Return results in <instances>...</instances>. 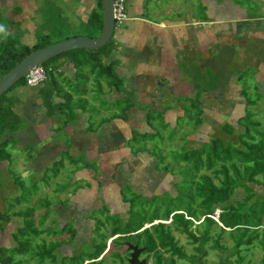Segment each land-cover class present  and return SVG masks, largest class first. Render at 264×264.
Masks as SVG:
<instances>
[{
  "label": "trees",
  "instance_id": "16d2710c",
  "mask_svg": "<svg viewBox=\"0 0 264 264\" xmlns=\"http://www.w3.org/2000/svg\"><path fill=\"white\" fill-rule=\"evenodd\" d=\"M247 1L236 0L235 3L241 7L242 2L246 3ZM235 8L239 10L236 6ZM258 18L256 20H259ZM86 21V25L93 29V33L85 36L97 37L101 29L100 0H94V8L89 12ZM48 44H51L48 40L38 37L33 45L27 46L17 42L10 35H0V77L30 52ZM114 49L115 43L111 36L107 43L98 49L66 51L48 59L39 66L42 78L35 87L38 86L36 94L40 101V107L44 111L45 119L52 122L61 119L58 121L59 123H53L56 128H60V132L75 120L77 112H82L87 115V128L95 131L100 125L112 119L124 121L127 118L128 110L135 107L133 110L143 112L142 117L148 127L153 128V132L151 135L142 137L132 136V139L129 140V142H133L130 145L131 148L138 147L135 145L137 142L144 144L146 140H150L153 143L155 138L158 143L154 142L152 148H161L166 144L167 147L181 146L180 153L173 152V158L163 162V170L168 169L170 173L179 175L185 183V190L181 194L174 188L175 195L172 196L175 198L167 196L169 200H174L165 204L166 208H164V202H157L153 209L148 203L155 200V195L146 198L130 191L131 198H128L121 192L123 200L128 204L127 211L130 216L122 227L119 224L110 226L109 230L104 233L106 235L105 242L107 243V240L110 239L108 241L111 242L110 245L118 247L121 245L122 247V243L120 244L119 241H126L130 245L142 248L143 251L146 250L147 245L151 246L155 250L154 252L158 250L152 260L144 259L145 264H199V261L210 264L207 263V260H212L208 259L211 258L208 251L229 252L228 256H223L226 263L222 262L221 264H227L228 257H234L237 260L236 264H240L243 258L239 255L241 251L246 252L253 246H259L263 251L259 264H264V196L256 197V193L254 196L252 193L247 194L253 189L252 186L262 185L264 187V126L262 127V122L255 120L252 118L253 114L249 116L248 113L245 118L243 117L244 125L236 122L238 126L242 127L240 132H236L228 124L221 125L220 130L227 135L228 139L229 136L233 137L232 142L224 140L223 143L219 138H210V135L201 131L199 126L202 125L203 118L200 117L201 112L198 111L194 117L189 115L191 121L181 124V127L186 128L185 134L180 129L181 131H177L176 135L177 129L174 125V131L167 132L163 137L161 132L165 131L168 126V123L163 122V117L168 107L156 109L150 105V102L136 100L124 89L123 78L116 72L117 60L111 57ZM65 67H68L71 72L65 73ZM89 80H92V83L86 88ZM102 85L105 87L104 90ZM91 86L93 89H89ZM24 87L30 86H26L25 79L22 77L0 96V162L6 161L8 168L12 162L8 147L15 144V139L12 136L22 132L21 130L27 124L15 109V96L13 95L14 92ZM92 91L95 92V96L91 95ZM112 91L123 95L124 99L111 102L108 97ZM241 93L246 100V108H253L254 102L261 100L260 97L256 100L249 99L243 90ZM197 98L198 95L195 96L194 103ZM89 101L92 102L91 105L95 103L94 111L92 107L86 108V103ZM192 108L190 107V109ZM54 118L57 121H54ZM188 123L190 125L185 127ZM181 134L184 137L180 138ZM196 136L198 140L195 142ZM134 137L139 141H133ZM64 143H66L65 140ZM186 145L187 148L184 147ZM26 148L28 149L24 153L23 162L20 163L24 168L33 156L29 149L30 145L21 149L23 151ZM140 149L145 151L144 145L140 146ZM18 150L21 155L22 151ZM163 159L161 158L160 161ZM63 162L64 159L61 157L51 165L54 176H50L47 180L44 179L45 177L39 178L44 185L43 189L49 186V181L53 180L57 176L56 174L63 169ZM77 162L79 160L70 159L67 164L74 167ZM72 170L70 168L69 172ZM205 172H209V174ZM19 178V176L14 177L15 181L13 182L19 193L9 192L10 195L0 197V204L2 205V202L5 204V207L0 209V242L4 239H1L3 233L7 232L10 236L7 241L8 246L0 245V264H27L30 260L36 261L35 264H42L48 260V264H52L58 256H61L57 253L60 252L59 248L66 243L61 244V241H56L58 234H51L50 229L54 220H49L46 226L43 225L48 220L49 202L46 201L44 205L39 206V200L36 206H31L30 203L26 205L30 196L35 193L26 195L20 193L27 186H24ZM213 179L217 182L215 183ZM36 184L35 177L34 180L29 181L28 185L33 187ZM1 186L0 183V188ZM236 189H240L242 194L238 200L232 198ZM253 191L256 192V190ZM45 193H47L46 190ZM52 194H54L53 191ZM135 197L143 198V200L138 203L132 202V198ZM20 198L23 199V202L20 201ZM62 202H66V199ZM144 204H146L145 207H143ZM158 205L163 208L162 214H160V209H157ZM104 209L108 211L107 207ZM35 211L41 212L36 224L33 220ZM215 212H218L216 221L212 219ZM200 227L203 230L198 232ZM213 228L219 230L216 239H211L209 235ZM60 229H63V225ZM224 233L232 247L231 245L228 247L225 243H219L220 240L222 241L223 237L221 236ZM176 234L185 238V244L190 246L191 253L185 252L184 246L178 243ZM31 235L35 238L38 237L36 238L39 240L38 245H30L29 237ZM114 235H116V239L113 238ZM40 236L45 237L46 240ZM73 236L74 232L69 234V239L66 242H69ZM128 239L132 240L127 241ZM205 243H210L207 249L204 247ZM93 246V252H88L79 259L80 264L84 262L95 264V259L108 249V243L107 246L105 244ZM201 255L204 256L203 259ZM214 257L216 258V256ZM67 259L64 256L60 257L58 264H67L65 262Z\"/></svg>",
  "mask_w": 264,
  "mask_h": 264
},
{
  "label": "crops",
  "instance_id": "0c3cea01",
  "mask_svg": "<svg viewBox=\"0 0 264 264\" xmlns=\"http://www.w3.org/2000/svg\"><path fill=\"white\" fill-rule=\"evenodd\" d=\"M40 1L41 0H0V25L6 26L8 30L6 36L10 35L15 38L17 42L27 46L33 45L36 42L38 38L37 34H35L37 25L33 22V7L36 4L38 5ZM42 1H46L48 4L53 3L56 7L61 6L67 9L66 11L69 14L75 15L76 19H86V16H88L89 12L94 8V0ZM143 1L148 4L151 0H126L125 10L127 17L124 21L113 27V31L116 30L113 41L116 44L111 57L117 60L116 72L123 78V87L132 97L138 101L150 102V105L159 110L168 107L165 111L163 122L168 123L167 125H171V127L175 125L176 119L185 117V114L181 110V103L176 100L175 95L191 94L193 99L190 102V107L194 108L199 106L201 108L202 118H204L202 112H205L207 116L211 115L208 113L207 108L217 107L219 103L224 102L227 109V107H234L244 100L241 93L242 89L237 87L238 89L235 90L237 92L234 95L237 94L240 97L238 100L241 101H237V104L234 106L228 104V101H231L234 96L229 95V93L232 92L230 88L231 85L228 86L229 84H226L225 87H216L209 90L203 87L197 90L198 86H204L202 84L203 80L200 82L197 81V74H200L202 70L205 69L207 63L209 64V68L206 69H209L208 73L210 75H213V70L214 72L218 71V69H216L218 66L216 63L220 60V56L213 55V52L216 51L212 49L215 44H219V46L225 42L233 44L237 36H243L245 39L253 37L264 40L263 29L260 31L259 26H256L259 20L249 22V20L240 19L242 21H239L235 27L228 26L223 20L226 19L227 22L228 17H230L229 15L222 18L220 14H217L212 19L208 13L207 19L205 17L198 18L196 17L194 7L191 8L190 6L193 2L190 0H177L179 2L176 5H172L171 8H163L164 15L160 18V21H157L158 19L143 18V7L147 5L144 4ZM67 3H69L71 7L65 6ZM211 3L212 1L208 2L207 0H201L202 7ZM179 7L181 8L177 9ZM150 11H153V9L151 8ZM239 17L241 18L242 16L240 15ZM249 23H252L253 27H251ZM218 24L222 26H218ZM186 63H191L193 68L186 66ZM252 63L255 65V72L252 74L253 82H256L257 90L263 100L264 46L258 53L257 59L252 61ZM213 66L215 67L214 69ZM64 71L65 73L71 72L68 67H65ZM188 73H190V78L193 77L192 80L189 78ZM240 75L241 74H237L234 81H237ZM20 91L22 90L20 89L13 93L15 96V109L22 115L27 124H25L21 130L22 132L12 136L15 139V144L13 146L17 149L26 145L36 148L32 151L33 156L27 164V170L23 171L24 175L45 172L48 167L61 158L62 155L66 157L63 162L66 170L67 168H72V164V166H68L69 164H67L68 159L70 160V157L73 156V154L69 155L67 149L72 148H76L74 150L77 155L81 153L87 160L97 162L98 171L102 174L103 178L107 180L106 183L111 180L112 185L110 186L118 188V197L121 195L122 188L127 185L130 189L132 188V192L139 194L133 190V183L131 182V179L136 178L134 175L135 173H141V171L143 172L144 170L146 172L150 170L152 173L156 172L152 170V165L149 164L151 161L147 160V156L143 154V151L135 155L132 154L128 148V142L132 139V136L142 137L144 135H151L153 132V128L148 127L147 123L144 121L142 111H135L133 110L135 107H132L133 109L128 110L126 113L127 118L124 121L112 119L100 125L95 131L93 130L94 133H92L91 129L87 128V115L82 112H77L75 120L70 122L62 130L66 138V143L63 141L61 143L51 138L50 134L54 130L51 125H53L54 122L46 120L44 117V119H41L40 125H37V123H32L31 119L20 111L21 101H23L25 105L26 103H30L26 99L27 96L24 92L23 94L20 93L21 95L15 94ZM197 91L200 92L195 93ZM214 93L218 95L215 98H213ZM196 95H198V98L194 103ZM30 97L33 98V103L40 107V101L36 92L33 93V95L31 94ZM108 98L111 102L124 99L123 95H118L113 91ZM208 102L211 104L207 105ZM175 104L176 108L173 110ZM41 110L44 113L42 108ZM24 129H28L26 131L28 135L26 134L25 137L22 136L25 134ZM166 129L161 132L162 136L165 134ZM38 132L43 133V135ZM55 139H61V136ZM83 140L85 142H83ZM155 140H157V138H155L154 141ZM197 140L198 137L196 136L195 142ZM37 143L40 144L35 146ZM139 143L140 142H137L135 145L138 147L144 145V147H148V149L152 148L153 145L150 140H146V144ZM101 146L103 149H100ZM115 151H120L121 153H119V156L122 154V157L125 158L126 155L128 161H133L132 165L127 167V172H125L124 168H120V166L116 165L117 163L113 162ZM6 164L5 162H0V167L6 166ZM142 165L145 167L141 170L140 168ZM75 169L76 168H73L74 171H76ZM88 173L92 175L90 171H88ZM156 173L159 174L158 172ZM82 176L88 179L86 176ZM106 183L103 187H105ZM103 187L99 193L95 192V188H88L87 190L91 191L89 196H85L84 191L75 193V195L73 193L74 198L70 204L75 205L76 211L70 210L69 204L70 215L72 216V213H79L80 215L81 213V218H83V215L86 214L87 211L82 207H78V205L87 204V201H96L108 208L109 206L107 205L109 202L104 199ZM171 188L173 189V186ZM45 190L48 194H52V192L48 190V186L43 189V192H45ZM63 194H65V192H62L57 198L59 200L63 199ZM73 195H71V197ZM50 206H53V209H50V211L53 212V216L55 217L59 216L65 209V207H60L57 203L51 204ZM2 207H5L3 202L2 205L0 204V209H3ZM71 216L61 219V224L63 225V222L72 220L73 218H70ZM73 217L74 219L78 218V216L74 215ZM75 220L78 221V219ZM223 235L226 234L224 233ZM246 259L247 256L245 255L240 264H246ZM216 260L217 258L214 257L210 261L207 260V263L215 264ZM219 261L220 264L222 262L226 263L224 258H221ZM236 262L237 260H235L234 257H228L227 264H236ZM202 264L206 263L202 262ZM252 264L256 263L252 262Z\"/></svg>",
  "mask_w": 264,
  "mask_h": 264
},
{
  "label": "rangeland",
  "instance_id": "374dc122",
  "mask_svg": "<svg viewBox=\"0 0 264 264\" xmlns=\"http://www.w3.org/2000/svg\"><path fill=\"white\" fill-rule=\"evenodd\" d=\"M76 1V0H75ZM193 2L191 8L194 7V10L196 11V17H205L207 19L208 13L210 17L213 19L217 14H220L222 18L226 17L229 15L227 22L226 19L223 20L225 23H227L228 26H233L237 25L239 21L243 20H249V21H255L259 16V21H257L256 26H259V30L261 31L263 29L264 32V0H248L246 3L242 2V6L238 7V3H235L236 0H207L208 2H211V4L202 7L201 6V0H190ZM240 1V0H239ZM72 2V1H71ZM94 2V1H93ZM179 1L177 0H151L147 4V2H144L143 7V18H149V19H158L157 21H160V18L164 15L163 8H171L172 5H176ZM240 3V2H239ZM34 5V4H32ZM65 6L71 7L69 3H67ZM235 6L239 9L237 10ZM183 7V6H182ZM34 17H33V22L35 23L36 26V33L37 37H42L43 39L48 40L49 43H55L61 40H64L66 38L70 37H76V36H85L88 34H92L93 29L89 27V25H86V19H76L75 15L69 14L66 10L62 8L61 6L56 7L53 3L48 4L46 1H40L39 4L35 5L34 7ZM153 9V11H150V9ZM181 7L177 8L180 9ZM192 14V13H191ZM250 14V15H249ZM242 16L239 18V16ZM88 17V16H86ZM250 17L251 19H249ZM233 21V22H231ZM159 23V22H158ZM259 23V24H258ZM251 27H253L252 23H249ZM218 26H222L219 25ZM255 26V24H254ZM49 27V28H47ZM91 29V30H90ZM39 34V35H38ZM114 35H116V30L113 31L112 39L114 40ZM98 36V35H97ZM6 40V38H4ZM235 41L233 44L230 43H223L221 46L219 44H215L213 46V50H216L213 52L214 54L219 55V61L216 63L218 66L216 69L218 71L215 73L213 70V75H210L208 73L209 69V64L207 63V66H205V69L202 70V72L197 74V81L200 82L202 81V84L204 86H198L197 90L200 88H206V89H213L216 87H225L226 84L228 86L231 85V90L232 92L229 93V95H234L237 91L238 88H241L245 95L252 100H256V98L260 97L259 92L257 90V85L256 82H253L252 74L255 72V65L252 63V61H255L257 59L258 53L261 51V49L264 46V40H261L259 38H244L243 36H237L234 39ZM116 44V43H115ZM216 56V55H215ZM190 64V65H189ZM186 63V66H190L189 68H193V65L191 63ZM220 67V68H219ZM213 68H215L213 66ZM83 74V73H82ZM237 74H241L238 76V80L234 81V78ZM189 78H190V73H188ZM260 78V77H259ZM191 80L193 77L190 78ZM261 79V78H260ZM92 83V80H89V82L86 84V88H88ZM222 85V86H221ZM235 86V87H234ZM256 86V87H255ZM38 86H30V87H24L22 88L20 92L15 93L16 95H21L23 92L27 96V100L30 103L23 104L22 102L20 106V111L24 113L26 117H29L31 119L32 123H37V125H40L41 119H44V113L42 112L41 108L35 105L33 103V98H31V94L36 92ZM234 87V88H233ZM238 87V88H237ZM103 90L105 87L102 85ZM229 88V87H228ZM89 89H93L91 86ZM226 89V88H225ZM200 91H197L195 93H199ZM21 93V94H20ZM91 95L95 96V92L92 91ZM218 96L216 93L213 94V98ZM176 100L181 103V110L183 113L186 115L185 117L178 118L175 121V128L180 131L179 129L182 130V132L185 134L186 133V128L181 127V124H185L189 120V115L194 117L196 115V112L200 111L201 108L199 106L194 107L190 109V102L192 101L193 97L191 94L188 95H175ZM261 98V97H260ZM89 99V98H88ZM240 97L236 94L232 97L231 101H228V104L234 106L237 104V101ZM264 99L259 100L257 102H254L255 104L253 105L255 109L247 107L246 108V100H242L239 104H237L234 107H227L226 109V104L224 102L219 103V107H211L207 108L208 113L212 114V116H207L205 112L203 113L204 118L202 119V125L199 126L201 131H203L205 134L210 135V138L217 137L220 140L225 142L224 140H228L229 142L233 140V137L229 136V139L227 135L221 131L220 126H224L225 124H228L233 130L241 131L242 127L238 126L236 122H239V124L244 125L245 124V116L249 113L252 118L255 120H259L262 122V127L264 126ZM32 102V103H31ZM91 101L86 103V108L92 107L95 108V103L91 105ZM198 104V103H196ZM206 104V103H204ZM211 103L208 102L207 105H210ZM218 104V103H216ZM213 106V104H212ZM176 108H173V110ZM246 108V109H245ZM94 111V109H93ZM243 112V113H242ZM194 113V114H193ZM188 114V115H187ZM242 114V115H241ZM241 115V117H239ZM202 118V115H200ZM244 117V118H243ZM240 118V119H239ZM54 121H57V119L54 118ZM58 121H61L58 120ZM54 122V123H59V122ZM190 125L189 123L185 126L187 127ZM53 126L52 128L54 131L51 132V138L61 142H64L66 139L62 131L59 132L60 128H56V125H51ZM181 127V128H180ZM174 128L171 127V125H168L166 132L164 135H166L167 132L172 131ZM218 129V130H217ZM264 129V128H263ZM28 129H24V135L23 137L28 135L26 132ZM176 130V135L178 134ZM212 130V131H211ZM174 131V130H173ZM39 134H42L41 132H38ZM92 133H94L92 131ZM90 133V134H92ZM210 133V134H209ZM180 134V133H179ZM163 135V137H164ZM234 135V134H232ZM61 136V139H55ZM180 138L184 137L182 134L179 136ZM209 139V138H208ZM46 140V139H45ZM101 140V139H100ZM165 140V139H164ZM133 141L137 142L138 139L136 137L133 138ZM162 141V140H161ZM167 141V140H166ZM83 142H85L83 140ZM155 143H158V140L154 141ZM153 142V143H154ZM164 143V141H162ZM133 142H129V151L132 154L137 155V153L141 152L140 146L136 148H131V144ZM40 143H37L35 146H38ZM195 146V144H193ZM187 148V145L184 146ZM145 151H143V154L147 156V160H150L151 162L149 163L152 165V170L158 172L159 174L152 173V171H141V173H135L134 175L136 178L131 179V182L133 183V190L138 192L140 195L145 196L146 198H149L153 195H155V200L151 201V203H148L149 206L153 207L157 205V202H164V208H166L167 203L172 202L174 199L169 200L167 196H170L172 198L175 195V190L174 188L178 191H180L181 194L184 193L185 190V183L183 179L177 175L170 173L168 169L163 170V162H166L168 160H171L173 158V152H181V146L178 147H167V144L162 146L161 148L159 147H153L148 149V147H144ZM21 151L22 149L19 148ZM28 148L22 151V154H19L18 149L15 146H9L8 147V152L10 154V157L12 159V162L10 163L11 165L9 168L6 166L0 167V183L2 184L0 188V197H5L10 195L9 192L18 194L19 190L15 188L13 185V182L15 181L14 177H20L19 180H21L22 184L24 186H27V188L22 189L20 193H23V195H26L27 193H35V199L30 203L31 206H36L37 203L40 200V204L44 205L46 201L49 202V209H53V206H50L51 204H59L60 207H65L64 212L60 213L59 216L55 217L53 216V212L48 211L47 216L48 220L43 224L44 226L47 225L49 219L55 218L54 222L52 223L51 227V234L52 235H57L56 241H61V244L64 242L66 243L65 245H62L64 247L61 248V252L57 253L61 256H58L55 261H53L52 264H58V259L62 256L64 258H68L65 262L67 264H80L79 259L83 258L84 255H86L88 252H93L94 246L93 245H100L103 246L105 244L107 246L108 243V249L105 250L103 253V260H100L97 262L98 264H107L110 262V259L114 257V254L112 253L113 250V245H110V243L107 241L105 242L106 235L104 234L107 232L110 228L111 225H116L119 224L121 227L124 225V222H126L129 219V212L127 211V203L123 200L122 195L118 197V188L111 187L112 185L111 180L107 182L102 176L101 173H99L98 165L97 162L95 161H89L86 159L85 156H83L81 153L76 154L75 150L76 148L72 149H67L69 152V155L73 154L71 159H74L75 161H78L76 163V166L72 167L73 168H78L76 171H71L69 172L70 168L66 170L65 167L58 172L56 177L53 180H50L48 190L50 192H54L52 195H48V193L43 192L44 185L42 183V180L39 178L45 177L44 179L47 180L50 176L53 175V166H49L48 170L46 172H42L40 174H23L24 170H27V165L26 168L20 165V163L23 162L24 158V153ZM31 151H34L36 149L33 146H30L29 148ZM100 149H103L101 146ZM122 151V150H121ZM120 151H115V156H114V163H117V166H120V168H124L125 172L127 167L132 165L133 161H128L127 157L125 155V158L122 157L123 155L119 156ZM145 157V156H143ZM63 159L66 157L63 155ZM124 158V159H123ZM161 158H164L162 161H160ZM152 159V160H151ZM132 160V159H131ZM6 162V161H5ZM69 162V159H68ZM162 162V163H161ZM7 163V162H6ZM160 163V164H159ZM145 166L142 165L140 168L141 170ZM8 169V171H7ZM119 170V169H118ZM90 171L92 175L88 173ZM119 173V172H117ZM206 174H209V172H205ZM179 174V173H178ZM82 175L86 176L83 177ZM127 175V174H126ZM14 176V177H13ZM91 176V177H90ZM141 176V177H137ZM36 177L37 184L36 186L34 185L33 187L29 186V181L34 180ZM90 178V179H89ZM214 182L216 183L217 180L213 179ZM93 182V184H92ZM260 182H263L260 180ZM5 183V184H4ZM106 183L105 187L103 185ZM7 184V185H6ZM173 186V189L171 188ZM104 191V199L109 202L107 206L109 211L104 209L105 206L101 205V203H98L96 201H91L88 202L87 204L84 205H78V207H82L87 211L86 214L83 215V218H81V213H72V216L70 215L69 211V204L72 202L75 193H80V191H84L85 196H89L90 190H87L88 188H95V192L99 193L102 190ZM252 190L247 193L251 194L254 196L256 193V197H263L264 196V187L262 185H257V186H252ZM132 189V188H131ZM129 186H125L122 188L121 192L123 194H126L128 198H131V195L129 192L131 191ZM256 190L253 191V190ZM65 192V194L62 195L63 199L59 200L57 197L60 192ZM74 193V195H73ZM171 193V194H170ZM14 194V195H15ZM73 195L72 197H70ZM173 195V196H172ZM33 195L30 196V199L32 198ZM242 196L241 190L236 189L232 198L238 200ZM40 197V199H38ZM87 198V197H86ZM84 198V199H86ZM97 198V197H96ZM28 200V198L26 197ZM66 199V202H62V200ZM132 202H140L143 200V198H132ZM263 199V198H261ZM20 201L23 202V199L20 198ZM29 202L26 205H29ZM61 202V203H60ZM64 204V205H63ZM70 204V210L76 211L75 205ZM146 204L143 205L145 207ZM23 207V206H22ZM160 209V214L163 213V208L162 206L158 205L157 209ZM162 208V209H161ZM80 211V210H79ZM84 211V212H85ZM41 212L35 211L33 214V220L35 224L38 222L39 215ZM74 216H78V221L74 219ZM71 216L70 218H73L70 221H65L63 222V229L61 228V219H65ZM69 218V219H70ZM80 218V219H79ZM60 220V221H59ZM114 221V224L112 222ZM18 225V224H17ZM198 232H201L203 228H199ZM226 230V229H225ZM74 232L73 238L69 241L66 242L69 239V234H72ZM219 230L218 229H211L209 232V235L211 236V239H216L217 234ZM62 233V234H61ZM61 234V235H60ZM176 238L178 239V243L180 245L184 246V250L186 253H191V248L190 246H187L185 244V238L183 236L175 235ZM41 238L45 239V237L40 236ZM104 237V239H103ZM223 237L222 241L220 240L219 243H225L230 247V240L226 235L221 236ZM10 238L9 234L5 235L4 239L1 240L3 242L0 245H5L8 246V239ZM38 238V237H36ZM33 235L29 237L30 239V245H38L39 240L36 239ZM129 238V236H128ZM2 239V238H1ZM110 240V239H108ZM132 239H128L127 241H130ZM0 242V243H1ZM121 244L122 242L119 241ZM210 244V243H208ZM208 244L205 243L204 247L207 249ZM110 245V246H109ZM232 247V245H231ZM110 248V251H109ZM124 247L121 245L119 246V249ZM60 249V248H59ZM231 249V248H230ZM155 250L152 249L151 246L147 245L146 250L142 252V254L139 256V259H148L152 260L154 258V254L158 252H154ZM124 253L122 255H125L127 252L123 251ZM262 249L259 246H253L251 249L247 250L246 252L241 251L240 256H247V259L245 260L246 264H252V262L259 264L262 256ZM209 255L211 258L208 259H213L214 256H216L217 260L215 264H220L221 258L225 255H229V252L227 253H221L218 251H208ZM95 254V253H94ZM156 255V254H155ZM118 256V255H117ZM202 259L204 258L203 255H201ZM36 261L30 260L27 262V264H35ZM42 264H48V260H45ZM83 264V263H82ZM199 264H202L199 261ZM234 264V263H232Z\"/></svg>",
  "mask_w": 264,
  "mask_h": 264
},
{
  "label": "water",
  "instance_id": "95a60500",
  "mask_svg": "<svg viewBox=\"0 0 264 264\" xmlns=\"http://www.w3.org/2000/svg\"><path fill=\"white\" fill-rule=\"evenodd\" d=\"M112 4L113 0H100L101 29L97 37H70L30 52L0 77V96L16 81L24 77L28 71L42 65L56 55L74 49L95 50L105 45L113 33ZM126 249L131 251L126 264H145L144 259L139 260V255L143 251L142 248L127 244Z\"/></svg>",
  "mask_w": 264,
  "mask_h": 264
},
{
  "label": "built area",
  "instance_id": "2783aa9c",
  "mask_svg": "<svg viewBox=\"0 0 264 264\" xmlns=\"http://www.w3.org/2000/svg\"><path fill=\"white\" fill-rule=\"evenodd\" d=\"M126 0H113V20L114 26L124 21L127 17L125 10ZM42 78V71L39 67H35L28 71L24 76L26 86H35ZM218 212H215L212 219L216 221Z\"/></svg>",
  "mask_w": 264,
  "mask_h": 264
},
{
  "label": "flooded vegetation",
  "instance_id": "af4514ba",
  "mask_svg": "<svg viewBox=\"0 0 264 264\" xmlns=\"http://www.w3.org/2000/svg\"><path fill=\"white\" fill-rule=\"evenodd\" d=\"M240 93V92H239ZM217 107H219V106H217ZM203 110V109H202ZM202 114H203V112H202ZM212 116V114L210 115V117ZM74 220V219H73ZM56 222V221H55ZM8 233L7 232H5V233H3L2 235V237L1 238H4L5 237V235H7ZM113 238L114 239H116V235H114L113 236ZM127 244H129L128 242H126V241H124V242H122V246L124 247V249H125V251L127 252L125 255H122L124 252V249H122V248H120L119 249V247L118 246H114L113 247V250H112V253L114 254V257L113 258H111L110 259V262L109 263H107V264H126V261L128 260V258H129V255H130V253H131V251H129V250H127L126 249V245ZM62 247H64V246H62ZM61 247V248H62ZM61 248L59 249V251L61 252L62 250H61ZM139 248V247H138ZM103 255V254H102ZM100 256V257H98V258H96V260L94 261V263L95 264H98L97 262L98 261H100L101 259H103V256ZM118 255V256H117ZM140 256V255H139ZM143 259V258H142ZM139 260H141V259H139ZM83 264H86L85 262L83 263ZM104 264V263H103Z\"/></svg>",
  "mask_w": 264,
  "mask_h": 264
},
{
  "label": "clouds",
  "instance_id": "9594fccd",
  "mask_svg": "<svg viewBox=\"0 0 264 264\" xmlns=\"http://www.w3.org/2000/svg\"><path fill=\"white\" fill-rule=\"evenodd\" d=\"M0 34H3V35H7L8 34V30H7V28H6V26H4V25H0ZM39 67V66H38ZM35 199V196H34V194H33V196H32V198L30 199V201H33ZM29 203H32V202H29ZM17 209V208H16ZM15 210V209H14ZM51 212V211H50ZM51 219H53V218H51ZM50 220V219H49ZM54 220H55V218H54ZM56 221V220H55ZM107 241H109V240H107ZM105 252V251H104ZM96 260V259H95Z\"/></svg>",
  "mask_w": 264,
  "mask_h": 264
}]
</instances>
